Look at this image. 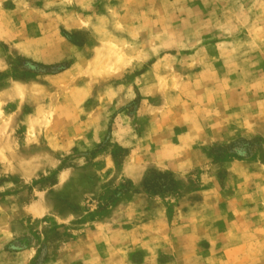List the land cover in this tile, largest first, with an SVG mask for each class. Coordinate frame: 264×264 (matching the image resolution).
<instances>
[{
    "label": "rangeland",
    "instance_id": "obj_1",
    "mask_svg": "<svg viewBox=\"0 0 264 264\" xmlns=\"http://www.w3.org/2000/svg\"><path fill=\"white\" fill-rule=\"evenodd\" d=\"M0 264H264V0H0Z\"/></svg>",
    "mask_w": 264,
    "mask_h": 264
}]
</instances>
